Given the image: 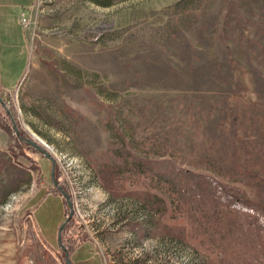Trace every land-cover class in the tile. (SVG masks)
Instances as JSON below:
<instances>
[{
	"label": "rangeland",
	"instance_id": "rangeland-1",
	"mask_svg": "<svg viewBox=\"0 0 264 264\" xmlns=\"http://www.w3.org/2000/svg\"><path fill=\"white\" fill-rule=\"evenodd\" d=\"M2 36L0 92L88 263L264 264V0H0ZM49 175L0 107V264H63L55 202L25 205ZM201 176L254 212L205 217Z\"/></svg>",
	"mask_w": 264,
	"mask_h": 264
},
{
	"label": "trees",
	"instance_id": "trees-1",
	"mask_svg": "<svg viewBox=\"0 0 264 264\" xmlns=\"http://www.w3.org/2000/svg\"><path fill=\"white\" fill-rule=\"evenodd\" d=\"M0 100L5 105V107L8 108V110L10 111L11 107H12L11 103H10V100H9V98L4 97V95L1 94V92H0ZM15 125H16V128L18 130L19 136H21V137H23L25 139H28V140H32L27 134L23 133L20 130V128L17 126V124H15ZM54 173L56 174L55 176L59 179L60 172H59L58 169L56 170L55 166H54ZM140 178H142V182L145 181V180L148 181V176H146V175H143ZM204 178L210 180L213 183V185H214V187H206V188H203V189H199L196 192L197 198L199 199L200 202L204 203V207H205V204L207 203V207L206 208L203 207V208L199 209L201 211V214L205 213V215H204L205 217H206V214L207 215L209 214L208 215L209 219L210 218L211 219H213V218L217 219L219 217V212H221V211L225 213V218L229 217L228 214L231 211H235L236 213H238L239 211H242L243 213H247L248 211L249 212L251 211V213L254 212L250 207H246L245 210H243V208H241L239 204H235L234 201H229L226 204V202L223 200L225 198V196H224L225 193L224 192H225V190L227 188L224 185V183L221 184V182H219L217 180H214L211 176H201L200 182H203ZM150 179L151 178L149 177V180ZM62 184L65 187L64 190H66L67 186L64 183H62ZM221 196H223V197H221ZM173 204H174L173 210L168 212L169 216H170L169 217V222L171 220V215H170L171 212L175 213L174 217H180V219H184V218L186 219L188 214H189L188 206H187L189 203L186 200L180 199L179 196H177V194H176V195H174ZM256 215H257L258 218H260L258 216V214H256ZM201 216L203 217V215H201ZM202 217H201V219H202ZM212 221L209 222V224H211L213 226ZM204 222H206V221L199 222V226L198 227H199L200 233L197 235L198 238L201 237V232L204 229L203 228ZM173 223H174V227H177L176 226L177 221H173ZM180 223L183 224V222H180ZM169 227H170V225H169ZM78 229H80L79 225L78 226H73L72 223L70 222L65 227V229H64V231H63V233L61 235H62V237L65 236L69 240L71 239L73 241L74 240L76 241L79 238L78 235H80V237H83V234H84L82 232V230H78ZM181 230H182V226H181ZM74 235H76V236H74ZM73 241H71L70 243H71V249H72L71 251L74 252L75 263L76 264H87L91 260V257H89L87 254L90 253L91 250L88 248L87 245H85V243H82V241L78 240V241H76V243H74ZM71 251L68 250L69 254H70ZM62 258H63V264H65L63 255H62ZM88 264H91V263H88Z\"/></svg>",
	"mask_w": 264,
	"mask_h": 264
},
{
	"label": "flooded vegetation",
	"instance_id": "flooded-vegetation-1",
	"mask_svg": "<svg viewBox=\"0 0 264 264\" xmlns=\"http://www.w3.org/2000/svg\"><path fill=\"white\" fill-rule=\"evenodd\" d=\"M21 137V136H20ZM22 139H25L23 137H21ZM17 142L19 143H24V141L17 139ZM27 146V145H26ZM28 148L32 149L31 147L27 146ZM33 150V149H32ZM34 151V150H33ZM35 154L39 155L38 153H36L34 151ZM44 159V158H43ZM47 161V160H45ZM47 163H49V161H47ZM50 164V163H49ZM53 173H54V168H53ZM57 178V177H56ZM58 179V178H57ZM55 180L54 175H53V179L50 178L49 175V180H50V184L51 186L49 188L46 187H38L37 189H35L32 194L28 197L27 202H26V206L29 210L30 216L31 214H35L41 207H43L46 203L50 202L51 204H53L55 202V204H53V210L56 214H58V217L56 218V223H58V220L61 218L62 220L59 221V223L57 224V226L59 227L60 224L64 221V219L66 218L65 212H63V203H65L64 198L62 197V193L66 194L65 190H64V185L62 184V182H59V180ZM58 182V183H57ZM53 190H55L57 193H54ZM56 194V195H54ZM57 202V203H56ZM66 205V204H65ZM52 213V212H50ZM56 214V215H57ZM32 218V217H31ZM73 223L75 222V217L72 215L70 220L63 226L61 233H60V245L64 248V250L67 252L68 254V260L69 263L71 264H75V260L73 259V255L74 252L71 251V241L73 240H69L68 238H66L65 236L62 237V233L65 229V227L69 224V223ZM58 229V228H57ZM57 232V231H56ZM77 241V240H76ZM57 243V242H56ZM74 244V243H73ZM57 245V244H56ZM58 247V245H57ZM58 250L62 253L63 252L60 250V248L58 247ZM68 250H70V254L68 252ZM64 256V255H63ZM91 263V262H90Z\"/></svg>",
	"mask_w": 264,
	"mask_h": 264
},
{
	"label": "water",
	"instance_id": "water-1",
	"mask_svg": "<svg viewBox=\"0 0 264 264\" xmlns=\"http://www.w3.org/2000/svg\"><path fill=\"white\" fill-rule=\"evenodd\" d=\"M0 107L5 111V114L7 115V117L9 118V124L11 126V130L13 132V135L19 139L25 142V144L29 147H31L36 153H38L40 156H42L45 160L49 161L50 163V178L53 179V168H54V160L53 158L50 156V154L48 153V151L46 150V148L44 147L43 144H41L39 141H31L28 139H22L17 131V128L14 124V121L12 120L8 109L5 107V105L2 103V101L0 100ZM62 197L64 198L65 204L67 206L68 209V213L66 218L64 219V221L60 224V226L57 229L56 232V241H57V245L60 248V250L63 252L64 255V262L65 264H70L69 260H68V254L67 252L64 250V248L60 245V233L61 230L63 228V226L70 220L71 216H72V210H71V205H70V201L67 197L66 194L62 193Z\"/></svg>",
	"mask_w": 264,
	"mask_h": 264
},
{
	"label": "crops",
	"instance_id": "crops-1",
	"mask_svg": "<svg viewBox=\"0 0 264 264\" xmlns=\"http://www.w3.org/2000/svg\"><path fill=\"white\" fill-rule=\"evenodd\" d=\"M8 41H9V38L3 37V36L0 38V43H7ZM2 89H5V88L2 86Z\"/></svg>",
	"mask_w": 264,
	"mask_h": 264
},
{
	"label": "built area",
	"instance_id": "built-area-1",
	"mask_svg": "<svg viewBox=\"0 0 264 264\" xmlns=\"http://www.w3.org/2000/svg\"><path fill=\"white\" fill-rule=\"evenodd\" d=\"M22 19L20 18V23H22V21H21Z\"/></svg>",
	"mask_w": 264,
	"mask_h": 264
}]
</instances>
